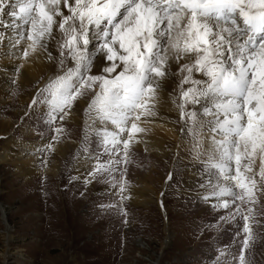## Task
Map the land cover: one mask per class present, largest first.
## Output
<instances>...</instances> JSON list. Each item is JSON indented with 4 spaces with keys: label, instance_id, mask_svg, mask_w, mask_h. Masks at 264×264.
Returning <instances> with one entry per match:
<instances>
[{
    "label": "rangeland",
    "instance_id": "1",
    "mask_svg": "<svg viewBox=\"0 0 264 264\" xmlns=\"http://www.w3.org/2000/svg\"><path fill=\"white\" fill-rule=\"evenodd\" d=\"M71 22L69 20L65 24V29ZM76 26L79 45L77 55L85 57L87 49H92L94 54L96 46L102 41L98 33L94 35L95 29H91L88 32L90 43L84 46L78 21ZM104 27L101 25L99 29ZM61 33L58 52L51 63L53 68L39 80L29 83L28 91L33 90V101L36 103L41 104L48 98L55 102L57 78H67L70 69L75 73L78 68V60L70 55L72 49L62 47L70 36L63 30ZM162 42L163 47L167 46V38ZM97 51L102 52L100 48ZM97 54L96 59L99 57ZM95 55H91L92 59L87 61L89 64L85 63V59L79 62L83 79L96 75H107L108 79H112L115 73L104 74L94 69ZM108 66L110 64L106 62L102 68ZM178 73L180 76L172 87L180 111L176 121L182 137L193 145L179 153L174 142L166 145L167 154L162 159L159 175L153 174V158L146 152L141 157L136 156L137 161L141 159V162L135 163L141 164L132 168L131 174L124 167L108 175L107 172L106 175L101 174L100 167L103 165L96 157L101 144H96L95 139L89 137L87 124L83 126V131L62 126L60 118L63 111L53 107L49 126L44 128L51 136L44 140L47 145L37 162L39 168L44 170L57 160L61 164L60 180L41 171L29 181L24 175L18 177L15 163L0 164V187L3 189L0 194V264H264V235L252 240L245 236L235 237L234 226L227 218L236 200L230 197L226 187L222 188L224 194L220 192V197V194H216L217 187L209 184L208 177H213L211 181L215 180L214 177L220 175V169L199 163L200 174L195 185L187 183V165L190 160L196 159L204 131L199 126L198 118L193 119L188 115L195 111L194 103H185L181 95L193 87L191 83L182 84L188 75L187 70ZM199 75L203 74L193 68L191 79L198 80ZM72 82L79 88L83 80L73 74ZM99 85V81L93 83L91 88L85 84L88 89H80L83 94L76 95L70 104L63 105V110L73 106L78 108V98L92 101L96 93L100 92ZM21 87L12 78L10 89L2 99H13L14 102L0 104V123L11 120V125L5 130L16 137H24L23 121L27 115L22 111L29 103L26 102L22 108L18 104L19 93L23 92ZM195 87L198 88V85ZM87 110L83 109V112ZM182 112L185 113L183 117ZM3 130L0 126V148H6L8 140L2 135ZM70 133H76L73 139L79 145L76 149L69 147L57 156L53 152V144ZM120 147L113 146L109 150L107 161L110 164L121 161L125 156L124 146ZM146 150L150 153L152 149ZM80 154H88L89 169L94 176L91 182L80 183L73 174V165ZM236 168L229 169L234 172ZM153 175L157 176L156 179L152 178ZM204 176H207L206 179ZM136 188L152 201L148 204L135 203L131 196ZM157 191L161 202L155 201L158 199ZM220 198H225V204L228 205L223 207L222 214H218L220 211L217 209V200ZM167 206L170 208L169 213ZM169 224L170 235L173 234L171 240L166 232ZM227 230L229 235H226ZM10 234L13 236L11 240L8 238ZM245 239L248 240L247 248L244 247ZM206 245L211 247L209 252L202 251Z\"/></svg>",
    "mask_w": 264,
    "mask_h": 264
},
{
    "label": "snow or ice",
    "instance_id": "2",
    "mask_svg": "<svg viewBox=\"0 0 264 264\" xmlns=\"http://www.w3.org/2000/svg\"><path fill=\"white\" fill-rule=\"evenodd\" d=\"M49 3L58 4L59 0H49ZM75 4V8L69 9L73 15L64 17L59 24L60 29L70 36L62 47L72 49L70 55L78 60L75 73L70 69L67 78L61 76L55 82L58 85L55 102L60 111L76 95L83 94L80 89L85 84L91 88L99 81L100 92L96 93L90 108L96 109L102 118L123 124L129 118L138 120V110H142L141 115H154L148 107V100L155 93V79L165 76L162 70L165 59L158 51H153L159 46L153 37L164 36L175 28L177 43L174 48L180 53L197 55L192 66L185 65L181 69L188 73L182 84L193 85L181 95L185 103L195 104L200 103L201 97H211L212 106L204 107L203 112L212 118L209 125L212 131L223 134L219 141L222 160L231 161L234 156L236 165L240 164L241 148L247 158L253 159L257 152L264 155V0H103V3L100 0H75ZM51 11L45 10V0H26L24 3L21 0H0V15L6 13L12 17L10 26L17 30L30 24L37 33L36 43L45 33L51 34L55 22ZM118 17L121 19L117 20ZM69 20L73 23L65 29ZM77 20L84 46L90 43L88 26H105L102 41L97 47L101 51L107 48L108 54L104 59L110 66L103 67L101 72L115 73L112 79L107 75H96L84 80L81 76L79 62L85 57L77 55ZM129 24H134V27ZM108 26L114 29L111 35ZM181 39L184 41L182 48L179 44ZM117 43L124 55H118L109 46ZM141 46L144 51L140 50ZM193 68L207 79L192 80ZM73 74L83 80L79 88L72 82ZM196 85H201V88L197 89ZM181 115L183 117L185 113ZM188 115L196 118L195 111ZM131 129L133 132L137 130L135 122ZM124 131L120 128V132ZM111 135L112 140L106 139L105 143L118 145L116 133ZM124 147L127 149V141ZM124 154L127 156V151ZM221 166L227 167L218 165ZM245 168L251 170L249 165ZM225 179L236 181L239 187L247 185L244 182L247 178L238 167L236 175ZM245 231L250 232V229L245 228ZM247 246L248 240L245 239L244 247Z\"/></svg>",
    "mask_w": 264,
    "mask_h": 264
},
{
    "label": "bare ground",
    "instance_id": "3",
    "mask_svg": "<svg viewBox=\"0 0 264 264\" xmlns=\"http://www.w3.org/2000/svg\"><path fill=\"white\" fill-rule=\"evenodd\" d=\"M24 2H26V0H21V3ZM100 3H103V0H100ZM15 7L16 5L13 4V8ZM75 7V0H67V4H65V0H59L58 4L49 3V0H45V10H52L50 14L53 15L55 22L52 25L51 34L45 33L43 38H39L38 43H36V30L31 29L30 24L23 25L20 30H17L10 26L12 23V17L8 16L6 13L0 15V104H6V102H8V104L9 102H12L13 104L14 102L13 99H2L10 89L12 78H15L22 86L20 89H23V92L19 93L20 95L17 99L18 104H20L22 108L26 106V102H29L28 106L22 111L24 115H27V118L23 116L25 118V120L23 119L24 137H16L13 134L11 135L9 131L5 130V127L11 125V120H3L0 123V126L4 128L2 135L8 138L6 141V148H0V164L15 163L17 166L16 172L18 177L24 175L29 181L41 171L48 176L60 180L59 173L61 171V164H59L57 160L44 170L39 168L37 162L41 151L46 148L47 145L44 140L51 136L50 132L44 128L49 126L53 107L55 106V108L58 109L57 104L49 98L41 104L36 103L35 100L33 101V99H35V93L32 92L33 90L28 91V88L29 83H32L37 79L39 80V78L53 68L51 63L56 58L55 54L58 52L62 35L59 24L63 21L64 17L73 15L69 9ZM5 25L9 26L5 27ZM129 26L134 27V24H129ZM124 27L125 26L122 25V28ZM183 27L184 23L182 22L181 28ZM91 29H95L94 35L98 33V38L102 40V31L104 28L99 29L88 26V32L91 31ZM108 30L111 35V33H113L111 26H108ZM29 36L32 38L30 39ZM26 37L28 39H26ZM94 37L95 36H93L92 40H94ZM176 37L177 29L175 28H173L170 33H165L164 36L155 37L159 42V46L158 48H154L153 51H158L160 57L165 59L162 69L165 71V76L155 79V82L153 83L155 93L152 94L151 98L148 100V107L154 115H141L140 113L142 110H138V120L129 118L123 124H114L111 120L102 118L101 114H99L96 109L90 108L91 101L86 98H78L76 103L78 108L73 106L63 110L60 118L62 126L83 131L87 124V134L89 137L95 139L96 144H101L100 151L97 152L96 155V157L100 159V165H103L100 167L101 174L107 172L108 175L110 172L113 173V170L120 171V167H124L128 174H131L132 168L140 166L141 164L135 163L138 159L136 156L141 157L144 155L143 153L146 152L151 158H153V174L159 175L158 170L162 168V159L167 154L166 145L174 142L178 153L181 150H187L193 145L190 140L184 139L181 135L180 126L176 121V117L179 115L180 111L177 107L172 87H174L176 78L180 76L178 71L180 72L185 65L195 63L197 55L196 53H180L174 48V45L177 43ZM165 38H167V46L163 47L162 41ZM179 44L181 48L184 46L183 39L179 41ZM109 46L114 48L118 55L125 54L123 49L119 48L118 43L117 46L116 44H110ZM98 48L99 47L96 46L94 54L92 49H87L85 53L86 64H89L87 61L92 59L93 56L91 55L98 53L97 55H99V57L97 59L95 58L96 55L94 56L96 59L94 69L97 71L101 70L102 66L106 64L104 56L108 54L107 48L102 52H98ZM140 50L144 51L142 46ZM197 79L203 81L207 78L204 75H199ZM41 88L42 85L38 92ZM200 88L201 85H198L197 89ZM87 89L88 87L85 86V90ZM14 96L15 95H13V98ZM211 106V97H201L199 104L194 103L196 118L199 120V126L201 130L204 131V135L201 137L198 151L196 150V159L190 160L187 165V183L188 185H195L196 178L200 174L199 163L201 165L206 164L214 167H218V165L222 164L226 165V168L223 166L218 167L220 169V175L218 178L214 177L215 180L211 181L213 177H208L209 184L210 186L214 185L215 188L217 187L216 194H220V197H222L220 193L222 192V188L226 187L228 189L227 192L230 194V197L236 200L234 202L235 206L230 210V219L227 218L234 226L233 232L236 233L235 237L240 238L245 236L247 239L252 240L258 238L259 235H264V175H262V173H264V155L257 152V155L253 160L251 157L247 158V156L243 155V148H241L240 164L236 165L234 156L231 161H223L222 146L219 143V141L223 139V134L221 132L212 131L209 126L212 118L203 112L204 107ZM83 109L88 110L84 113ZM84 115H87L88 117H84ZM222 118L223 117H221V119ZM133 122L137 125V130L135 132L131 129V124ZM120 128H124L125 131L120 132ZM106 133L108 134L107 136ZM112 133H116V139L119 140V144L115 146L116 148L119 149L120 146H124V142L127 141V149L124 150L127 151L128 155L126 157L124 156L122 159L120 158V164L115 162L110 164L107 161V156H109L108 152L114 145L111 143H105V140L107 139L111 141ZM75 134L76 133H70L68 136L65 135L64 139L60 138L63 140L59 139L53 144V152L59 156L67 151L69 147L76 149L79 143L73 139V135ZM129 137H131V139H129ZM95 142L93 141L92 143L94 144ZM14 148L18 150L15 151ZM146 149L152 150L149 153ZM233 153L235 155V149H233ZM78 156V159L73 165V172H75L73 174L80 183L91 182L94 176H92V170L89 169L90 164L88 154L87 156H84L83 154ZM140 160L141 159L137 162H141ZM133 165L134 167H131ZM245 165H249L251 170H247ZM235 166H237L243 176L247 178L244 181L247 184L245 187H239L234 180L225 179L226 176L231 177L236 175V170H234V172L230 170ZM156 175H153L152 178L156 179ZM207 176H204L205 179ZM253 180H255L254 184L252 183ZM145 189L151 191L150 188ZM2 191L3 189L0 187V194ZM142 193V191H139L138 188H136L135 193L131 196L132 200L138 204H148L152 201L151 198L144 197ZM156 194L158 199H155V201L161 202L158 196L159 191H157ZM224 200L225 198L217 200V209L220 211L218 214H222L221 210L225 205ZM169 211L170 208L167 206V213H169ZM220 219L224 220L223 216H220ZM167 221L169 223V218ZM169 226L170 224L167 225L166 232L171 240L173 239V234L170 235L171 229ZM245 228L250 229V232H246ZM228 231L229 230H227L226 235L230 234ZM8 238L11 240L13 236L10 234ZM210 249L211 247L206 245L202 251L209 252Z\"/></svg>",
    "mask_w": 264,
    "mask_h": 264
}]
</instances>
